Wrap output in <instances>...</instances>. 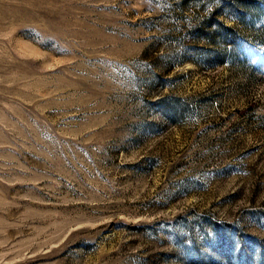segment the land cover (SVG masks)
Listing matches in <instances>:
<instances>
[{
  "label": "rangeland",
  "instance_id": "obj_1",
  "mask_svg": "<svg viewBox=\"0 0 264 264\" xmlns=\"http://www.w3.org/2000/svg\"><path fill=\"white\" fill-rule=\"evenodd\" d=\"M0 264H264V0H0Z\"/></svg>",
  "mask_w": 264,
  "mask_h": 264
}]
</instances>
